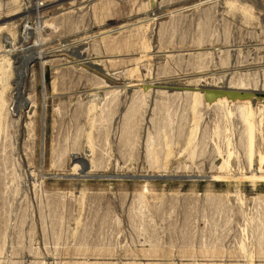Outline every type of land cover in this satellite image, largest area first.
Returning <instances> with one entry per match:
<instances>
[{
    "label": "rangeland",
    "instance_id": "1",
    "mask_svg": "<svg viewBox=\"0 0 264 264\" xmlns=\"http://www.w3.org/2000/svg\"><path fill=\"white\" fill-rule=\"evenodd\" d=\"M244 3L0 0V264H264Z\"/></svg>",
    "mask_w": 264,
    "mask_h": 264
},
{
    "label": "bare ground",
    "instance_id": "2",
    "mask_svg": "<svg viewBox=\"0 0 264 264\" xmlns=\"http://www.w3.org/2000/svg\"><path fill=\"white\" fill-rule=\"evenodd\" d=\"M244 1V0H243ZM246 2H247V0H246ZM35 3V2H34ZM256 6H258V3H257V1H256ZM39 5H40V3H39ZM38 5V6H39ZM243 8H244V10L245 11H250L251 10V6L250 5H247V4H243ZM35 9V8H34ZM28 9H26L25 10V12L27 11ZM39 11V10H38ZM2 29V28H1ZM30 29L25 25V27H24V32H28ZM30 32V31H29ZM24 34V33H23ZM22 35V34H21ZM21 35H18L17 37H18V40L21 42V40H22V36ZM258 47H259V45H257ZM260 48V47H259ZM30 54H32V55H29L28 57H25L23 60H24V62H23V64H24V68H23V70H20L18 73H17V81H16V83H15V85H16V90L14 91V95L16 96V98L18 99V98H20V90H21V86H20V82L19 81H21V79L22 78H24L25 76H27V73H28V67H27V65H28V63H30L31 61H33V60H40L42 57H41V55L40 54H38V52L37 53H30ZM261 54H262V56H264V52L263 51H261ZM23 55V54H22ZM18 56V55H17ZM261 58V57H260ZM264 60V59H263ZM22 62V61H21ZM40 62V61H39ZM18 64V63H17ZM18 66V65H17ZM41 66V65H40ZM23 67V66H22ZM20 68V67H19ZM233 91H235V90H233ZM239 92V91H238ZM244 92V91H243ZM239 99H241V100H244L245 101V103H247V101H249V103H251V101H254V102H256L257 104H259L261 107H262V103H261V100H257V99H251V98H249L248 96H245V98H239ZM18 100H20V99H18ZM19 102H21V100L19 101ZM252 104V103H251ZM261 111V110H260Z\"/></svg>",
    "mask_w": 264,
    "mask_h": 264
},
{
    "label": "water",
    "instance_id": "3",
    "mask_svg": "<svg viewBox=\"0 0 264 264\" xmlns=\"http://www.w3.org/2000/svg\"><path fill=\"white\" fill-rule=\"evenodd\" d=\"M205 92V96L207 93H210L212 96L216 95L215 98L217 97L218 94H222L224 96H227L228 99L231 100H241L239 98H245V96H248L251 99H257V100H262L261 96L256 95L255 93L252 92H243V91H233L230 90L229 88L223 87V88H219V89H204ZM221 96V95H218ZM209 98H211V96H208ZM83 165L85 164L84 162L82 163Z\"/></svg>",
    "mask_w": 264,
    "mask_h": 264
},
{
    "label": "built area",
    "instance_id": "4",
    "mask_svg": "<svg viewBox=\"0 0 264 264\" xmlns=\"http://www.w3.org/2000/svg\"><path fill=\"white\" fill-rule=\"evenodd\" d=\"M253 2L255 4V0H247L246 3L247 4L248 3L253 4ZM257 3H258L259 12H260L259 17L262 20V31H260V33H261V36H260L261 37L260 45H261L262 51L264 52V0H257ZM261 59H264V56H262Z\"/></svg>",
    "mask_w": 264,
    "mask_h": 264
}]
</instances>
